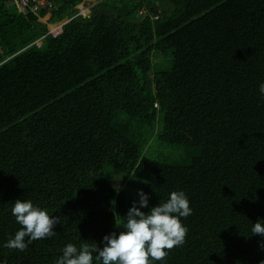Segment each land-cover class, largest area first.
<instances>
[{"label":"trees","instance_id":"16d2710c","mask_svg":"<svg viewBox=\"0 0 264 264\" xmlns=\"http://www.w3.org/2000/svg\"><path fill=\"white\" fill-rule=\"evenodd\" d=\"M47 1L0 0V260L102 247L142 189L192 208L163 264H262L264 0H90L86 18L85 0ZM17 199L60 222L22 252L3 247Z\"/></svg>","mask_w":264,"mask_h":264},{"label":"clouds","instance_id":"9594fccd","mask_svg":"<svg viewBox=\"0 0 264 264\" xmlns=\"http://www.w3.org/2000/svg\"><path fill=\"white\" fill-rule=\"evenodd\" d=\"M258 93L264 97V82L259 84ZM136 195L138 200L132 202L123 217L122 231L105 235L102 247L95 243L79 248L66 244L55 264H163L170 250L185 243L188 229L182 218L192 214L188 196L182 190L173 191L166 201L149 207V194L141 189ZM11 214L21 228L4 243L3 247L9 250L22 252L33 241L53 237L55 226L60 223L58 217L50 216L31 200L14 201ZM251 232L264 239V220L252 223ZM0 264L6 261L0 260Z\"/></svg>","mask_w":264,"mask_h":264},{"label":"built area","instance_id":"2783aa9c","mask_svg":"<svg viewBox=\"0 0 264 264\" xmlns=\"http://www.w3.org/2000/svg\"><path fill=\"white\" fill-rule=\"evenodd\" d=\"M11 1L14 2L20 9L22 10L29 9L30 12H32L35 15L38 14L40 11H48L52 8L51 3H49L47 0H11ZM87 10L88 9L84 8V6H81L80 8L78 7L77 16L86 18L89 15ZM139 14H141V12H139ZM61 32L62 29L49 31V35L52 38H55L59 36ZM34 45L39 47L41 45V42L36 41Z\"/></svg>","mask_w":264,"mask_h":264},{"label":"crops","instance_id":"0c3cea01","mask_svg":"<svg viewBox=\"0 0 264 264\" xmlns=\"http://www.w3.org/2000/svg\"><path fill=\"white\" fill-rule=\"evenodd\" d=\"M96 4L95 1L91 2L90 0H85V2L81 5V6H84V8H87L88 10V14H90V9ZM79 6V8L81 7ZM49 20V15H46L42 20L41 22L42 23H46L47 21ZM68 21H63L61 23H58V24H49L47 27L49 29V31H54V30H59V29H62L61 28V25H65ZM63 27V26H62Z\"/></svg>","mask_w":264,"mask_h":264},{"label":"rangeland","instance_id":"374dc122","mask_svg":"<svg viewBox=\"0 0 264 264\" xmlns=\"http://www.w3.org/2000/svg\"><path fill=\"white\" fill-rule=\"evenodd\" d=\"M114 186H115L116 188H120V187H121V181L119 180V181L115 182V183H114Z\"/></svg>","mask_w":264,"mask_h":264},{"label":"water","instance_id":"95a60500","mask_svg":"<svg viewBox=\"0 0 264 264\" xmlns=\"http://www.w3.org/2000/svg\"><path fill=\"white\" fill-rule=\"evenodd\" d=\"M63 25H64V24H63ZM63 25H61V28H62Z\"/></svg>","mask_w":264,"mask_h":264}]
</instances>
